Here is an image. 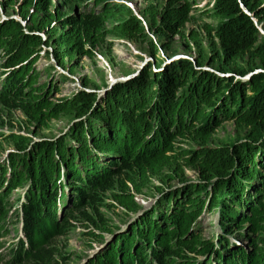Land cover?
I'll list each match as a JSON object with an SVG mask.
<instances>
[{"label": "trees", "instance_id": "obj_1", "mask_svg": "<svg viewBox=\"0 0 264 264\" xmlns=\"http://www.w3.org/2000/svg\"><path fill=\"white\" fill-rule=\"evenodd\" d=\"M79 1L82 0H72V3ZM91 1L94 5L102 4L95 11L57 15L54 21L64 28L57 32L52 31L48 20H35L27 10L21 12V17L31 15L34 27L45 29L51 36V54L58 63L74 52L86 55V44L93 47L109 23L116 34L136 36L141 32L140 22L125 6L105 0ZM26 3L27 7L34 5L45 12L48 0H27ZM239 4L253 16H264V0H239V3L213 0L212 12L219 21L206 31L213 32L218 53L213 52L209 59L199 55L195 66L180 59L170 69L156 73L146 70L140 77L116 82L98 102L94 95L79 91L52 105L42 92L44 87H39L37 93L22 91V85L29 87L35 83L33 62L36 48L43 40L32 32L21 36L24 29L17 21L0 23L2 66L10 70L11 77L9 90L1 94L0 103L40 123L58 114L70 119L86 115L69 126L68 133L74 144L68 146L60 137L33 144L32 150L26 151L27 139L17 134L11 136L17 154L23 156L20 161H10V176L7 188L0 193V204L21 182L29 180L32 186L26 187L21 200V208L24 206L20 211L26 225L21 230L24 241L17 238L12 243V253L4 264L54 263L56 251L51 239L67 231L75 213L90 224H101V231H109L102 215H97L94 221L86 213V207L99 201L100 192L111 191L114 178L122 176L123 180L118 182L121 184L118 191L111 193L112 199L126 212L133 213L139 206L128 188L138 192L147 187L151 178L163 181L169 174L179 175L183 165L196 168L200 182L190 184L185 190L181 188L180 192L166 185L164 198L175 201L171 208L157 213L156 220H152L151 212L138 217L126 232L116 234L87 264H145L146 254L154 264H172L169 256L187 263L190 254H207L210 243L190 231L188 236L181 237L202 211H210L216 203L223 202L222 195L228 197V202L219 208V227L231 230L232 226H246L244 241L251 249L245 253L242 245L234 247L224 264H264V247L257 246L264 238V37L257 34ZM192 8L191 0H167L158 12V22L155 13H150L148 21L156 34H175L189 20ZM190 38L199 44L192 32ZM159 60L155 67H159ZM203 61L212 67L203 68ZM90 103H95L91 109ZM221 120H231L243 133L237 141L210 145L209 137ZM174 138L188 140L196 146L176 148ZM88 147L113 155V160L103 162L96 171L98 165L89 156ZM180 159L183 162L179 164ZM75 164L80 166L81 173ZM15 165L18 171L13 170ZM60 165L64 168L62 173ZM4 170L0 171V186L4 182L1 179ZM81 175L87 189H80L81 201L77 204L69 197L70 191L76 189L74 185L80 186ZM62 177L66 178L64 184L68 181L72 187L57 188V181ZM254 181L258 182L252 191L255 200L246 203V214L231 215L230 205L242 200L246 188ZM201 191L209 194L206 201L198 198ZM178 193L184 194L179 202L175 199ZM58 196L62 197L56 204ZM4 212H0V219L5 216Z\"/></svg>", "mask_w": 264, "mask_h": 264}, {"label": "rangeland", "instance_id": "obj_2", "mask_svg": "<svg viewBox=\"0 0 264 264\" xmlns=\"http://www.w3.org/2000/svg\"><path fill=\"white\" fill-rule=\"evenodd\" d=\"M188 1L190 2V0ZM212 1L191 0L193 8L189 12V20L178 29L179 34H156L148 18L150 13H155L157 23L159 19L158 12L167 0H105L103 2L125 6L135 17L136 21L140 22L142 26L141 32L136 34V36L116 34L112 32L113 26L109 23L104 28V35L98 36V42L93 47L90 48L86 44L85 49L88 51L86 55L74 52L70 57L63 59L61 63L56 62L52 57L51 36L45 29L43 30L40 27L35 28L30 21V16L33 15L35 20H48L50 26L53 28L52 31L57 32L64 29L54 21L57 15L64 17L82 11H95L102 3L94 5L91 0H82L76 2L77 4L72 3V0H48L47 10L44 12L38 10L34 5H28L27 7V0H0V23L9 20L17 21L21 28L24 29V33L21 36L32 32L43 40V43L39 44L36 48V58L33 62V70L35 71L33 79L35 83L29 87L26 84L22 85V91L37 93L39 87H44L43 91H41L46 93V98L52 105L64 97H72L79 91L94 95L98 102V99L116 82L140 77L146 70L150 73H156L160 69L162 71L170 69L180 59L187 60L195 66V62H199V55L207 56V59H209L213 52L218 53V43L216 38L213 37V32L207 33L206 31L207 28L211 29L219 21V17L212 12ZM237 2L239 3V0ZM239 6L248 15L252 26L258 32L257 34L264 37V16H253L251 12L246 11L243 5L239 4ZM25 10L32 14H27L26 18H22L21 12ZM190 32L196 35L199 44H194L190 38ZM212 49L214 50L212 51ZM158 59H160V65L159 67H155ZM3 60L4 58L1 56L0 49V96L3 92L9 90L11 85L10 70L3 68ZM206 61L202 63L203 68H211L212 65ZM94 104H88L90 109L94 107ZM85 117L86 115L70 119L66 115L58 114L56 118H49L40 123L20 110L4 106L0 103V171L2 168L5 169L1 176L4 182L0 186V193L7 188V179L10 176L8 172L11 171L10 161H20V157L23 156L17 154L16 148L12 145L10 141L12 135L17 134L27 139L29 144L26 151L32 150L33 144L36 145L47 140L54 141L60 137H63L68 146L74 144L68 133L69 126L76 121L85 119ZM241 133L243 131L237 130L231 120H221L219 126L211 133L209 143L210 145H216L228 140H230L229 142L237 141ZM85 137L87 138V136ZM174 140L176 148L191 149L193 146H196L195 143L188 140L180 138H174ZM88 149L89 156L93 159L95 165H98L96 171L101 169L103 162L105 163L109 159L113 160V155L111 154L93 151L90 147ZM24 157L27 158V156ZM180 162L182 163L183 160L180 159L179 164ZM18 165H15L13 170L18 171ZM76 167L81 173L80 166L77 165ZM60 168H62L61 173L64 172V168L61 165ZM178 174L175 176L169 174L168 178L163 177V181H159L158 178H151L147 187L138 192L127 187L129 193L133 194L134 201L139 206V209L133 213L126 212L112 199L111 193L118 191V186L121 185H118V182L121 179L123 180L122 176L114 178V185L111 191L100 192L98 194L99 201L86 207V213L92 216L94 221L97 215H102L103 224H105V227L109 231H101V224H90L81 219L79 213H75V219L70 221L71 228L69 226L64 234L51 239L52 247L56 251L53 257L54 263L52 264H87L99 250L105 249L112 242L116 234L126 232L131 223L138 217H145L146 214L151 212L152 220H156L157 213L165 210V208L169 210L172 203L175 202L173 199L166 200L167 197L164 198L165 194H167V190H165L166 185L168 187L172 186L171 188L180 192L179 189L185 190L190 184L194 185L200 182L196 168L191 165H183ZM80 177L81 187L79 183L74 185L76 189L74 192L70 191L71 196L69 197V200L75 201L77 204L81 201L80 189L82 190L83 187L85 190L87 189L86 183L82 181V175ZM65 181V177L60 178L57 181L56 187L62 188L65 186V189L66 186L72 187L68 184V181L64 184ZM257 183L254 181L251 183L253 184L252 187H250L251 184L247 188L245 187L247 191L244 193L243 199L230 205V208H232L231 215L246 214V203L248 201L252 203L255 200V195L252 191L253 188L258 187ZM30 186L32 184L29 180L21 182L18 187L10 191L5 198V202L0 204V208L5 211V216L0 219V226L2 225L0 227V264L8 261L12 253V249H9L6 245L11 241H15L17 236H20V233L17 232L18 229L24 231L26 226L21 218L11 219L10 215L15 212L21 213L24 206L21 208L23 193L26 187ZM198 194V198L201 201H206L207 196H209L208 193L202 191L198 192ZM61 197L58 196L55 199L56 204ZM65 197L68 198L67 196ZM183 197L184 194L178 193L175 199L179 202ZM74 198L76 199L74 200ZM227 198V196L222 195L220 200L223 202L216 203L210 211H207V209L202 211L200 216L190 225L184 236L181 237L184 238L190 232H193V235H197L201 240L210 243L211 248L208 253L204 255L190 254L187 263L182 262L177 257L169 256L173 261L172 264H224V259L228 253L232 249L239 248L241 245L244 247L242 250L245 253L251 252L250 245L245 244L244 241L247 236L245 232L246 226L240 228L232 226V229L229 228L231 230L224 229L228 230V232H223L224 230L219 227V208L222 205L226 206L228 202ZM262 200L264 201V199ZM70 207L73 210V207ZM1 209L0 212L3 211ZM16 219H19L21 224ZM14 228L16 229L14 230ZM96 235H99V237H96ZM217 240H219V244H217ZM259 244L264 247V238L261 243H257V246ZM152 246L153 249L159 250L157 246ZM235 260L238 259L236 258ZM145 264H154L153 261H149L147 254L145 256Z\"/></svg>", "mask_w": 264, "mask_h": 264}, {"label": "clouds", "instance_id": "obj_3", "mask_svg": "<svg viewBox=\"0 0 264 264\" xmlns=\"http://www.w3.org/2000/svg\"><path fill=\"white\" fill-rule=\"evenodd\" d=\"M16 221H17L18 223L21 224V221H18V220H16ZM17 232L20 233V236H17L16 239H17V238H21V239L24 241V237H23V235H22V231H21V229H18ZM0 238H1V237H0ZM16 239H15V240H16ZM13 242H14V241H11V244L7 245L9 249H13V247L11 246Z\"/></svg>", "mask_w": 264, "mask_h": 264}, {"label": "bare ground", "instance_id": "obj_4", "mask_svg": "<svg viewBox=\"0 0 264 264\" xmlns=\"http://www.w3.org/2000/svg\"><path fill=\"white\" fill-rule=\"evenodd\" d=\"M20 213V212H19ZM14 213L10 218L12 219V218H21V220H23V214L22 213ZM16 220H18V221H20L19 219H16ZM0 227H2V225L0 226ZM9 244H11V242L10 243H8L7 245H9ZM6 245V246H7Z\"/></svg>", "mask_w": 264, "mask_h": 264}]
</instances>
